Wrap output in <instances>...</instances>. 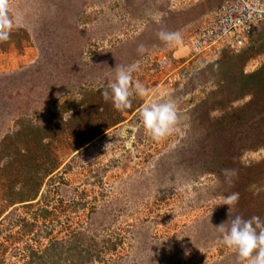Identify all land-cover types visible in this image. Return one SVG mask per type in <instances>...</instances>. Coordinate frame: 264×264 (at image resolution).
<instances>
[{
	"label": "rangeland",
	"instance_id": "obj_1",
	"mask_svg": "<svg viewBox=\"0 0 264 264\" xmlns=\"http://www.w3.org/2000/svg\"><path fill=\"white\" fill-rule=\"evenodd\" d=\"M222 1L10 0L22 23L0 43V264H238L215 226L232 192V216L264 220V74L243 79L264 66V23L237 53L193 57L194 29ZM132 63L149 95L117 111L100 92ZM169 97L179 120L155 141L138 111ZM124 126L138 131L122 138Z\"/></svg>",
	"mask_w": 264,
	"mask_h": 264
},
{
	"label": "clouds",
	"instance_id": "obj_2",
	"mask_svg": "<svg viewBox=\"0 0 264 264\" xmlns=\"http://www.w3.org/2000/svg\"><path fill=\"white\" fill-rule=\"evenodd\" d=\"M10 0H0V43L10 39L13 28L21 26L19 16L9 15ZM159 23V21H157ZM157 38L167 45H179L182 36L178 31L161 28L156 32ZM138 54H143L146 48L143 44L137 46ZM139 70L137 63L117 65L114 76L107 80L102 88L101 96L105 102L110 101L117 111H124L132 106V99L149 95L148 89L139 80H133V73ZM101 90V89H98ZM138 119L146 135L155 141H160L171 135L179 120L176 102L172 98H162L144 104L138 111ZM131 130V131H129ZM138 131L136 128L124 126L119 136L127 138L131 133ZM225 183L231 185L233 177L237 175L234 168L222 169ZM239 200V193L232 192L223 196L219 205L228 206L229 218L215 226L221 234V242L232 249L238 264H264V220L253 215L245 219L241 215L232 216L231 210ZM217 204V205H218Z\"/></svg>",
	"mask_w": 264,
	"mask_h": 264
},
{
	"label": "built area",
	"instance_id": "obj_3",
	"mask_svg": "<svg viewBox=\"0 0 264 264\" xmlns=\"http://www.w3.org/2000/svg\"><path fill=\"white\" fill-rule=\"evenodd\" d=\"M261 23H264V0H223L198 22L189 39V51L193 57L206 59L237 53L249 44L250 36ZM257 58L261 61L259 65L264 64V54ZM169 64L166 58L158 60L161 69ZM174 71L165 76L169 85L179 79Z\"/></svg>",
	"mask_w": 264,
	"mask_h": 264
},
{
	"label": "trees",
	"instance_id": "obj_4",
	"mask_svg": "<svg viewBox=\"0 0 264 264\" xmlns=\"http://www.w3.org/2000/svg\"><path fill=\"white\" fill-rule=\"evenodd\" d=\"M259 71V70H258ZM264 74V66H262L261 68H260V72L258 73V72H255V73H253V74H248V75H245V76H243V79L245 78V82H247V83H251L252 84V86H258V85H260V81H259V77L261 76V75H263ZM79 110H76L75 112H78ZM77 115V113H74V116H76ZM43 130V129H42ZM41 128H39L38 126H34V127H32V129H31V131H30V133H32V131L37 135V137H36V145L37 146H39V145H42V146H45L47 143H43V142H41ZM13 200V199H12ZM27 200H31V199H27ZM44 215V217L46 216L45 215V213L43 214Z\"/></svg>",
	"mask_w": 264,
	"mask_h": 264
}]
</instances>
